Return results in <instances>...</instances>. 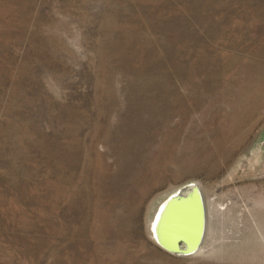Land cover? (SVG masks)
Returning a JSON list of instances; mask_svg holds the SVG:
<instances>
[{"label":"rangeland","instance_id":"1","mask_svg":"<svg viewBox=\"0 0 264 264\" xmlns=\"http://www.w3.org/2000/svg\"><path fill=\"white\" fill-rule=\"evenodd\" d=\"M0 264H264V0H0Z\"/></svg>","mask_w":264,"mask_h":264},{"label":"water","instance_id":"2","mask_svg":"<svg viewBox=\"0 0 264 264\" xmlns=\"http://www.w3.org/2000/svg\"><path fill=\"white\" fill-rule=\"evenodd\" d=\"M201 192L195 185H187L178 191L176 203L170 215L172 230H162V243L170 253L187 255L203 237L204 211ZM192 246V247H189Z\"/></svg>","mask_w":264,"mask_h":264},{"label":"bare ground","instance_id":"3","mask_svg":"<svg viewBox=\"0 0 264 264\" xmlns=\"http://www.w3.org/2000/svg\"><path fill=\"white\" fill-rule=\"evenodd\" d=\"M199 189V188H198ZM177 190L175 193H173L166 201L165 203H163V205H161V208L159 209L156 218L154 219L151 227H152V235L155 239V241L158 243V245H160V247H162L164 250L168 251V249H166L164 247V243H162V230H163V226L165 224V228L167 229V231L170 229L172 230V228L170 227L172 222H173V218L170 219V215H171V211L176 203V196L178 194ZM199 191L201 192V202H202V207H203V211H204V219H203V237L202 240L200 242V244L195 245L194 247H192V250H190L187 255H183V256H195L198 254H201L202 252H206L208 249H211L214 244H215V238L211 236L212 234V227L211 225L207 226L208 221L210 222V219L212 218L211 215H209V212L214 213V211H217V213L220 215V213L218 212V209H212V206H215L217 208V205L215 204L214 201H212L211 198H208L206 196H203L204 194L202 193V191L199 189ZM205 201H206V205H205ZM206 206H207V211H206ZM214 223V219L212 221ZM206 229V231H205ZM169 252V251H168Z\"/></svg>","mask_w":264,"mask_h":264}]
</instances>
